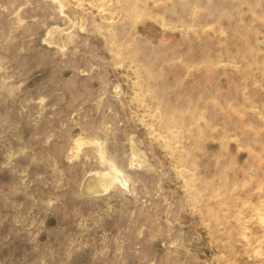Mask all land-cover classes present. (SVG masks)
Listing matches in <instances>:
<instances>
[{
  "label": "rangeland",
  "instance_id": "rangeland-1",
  "mask_svg": "<svg viewBox=\"0 0 264 264\" xmlns=\"http://www.w3.org/2000/svg\"><path fill=\"white\" fill-rule=\"evenodd\" d=\"M0 264H264V0H0Z\"/></svg>",
  "mask_w": 264,
  "mask_h": 264
}]
</instances>
